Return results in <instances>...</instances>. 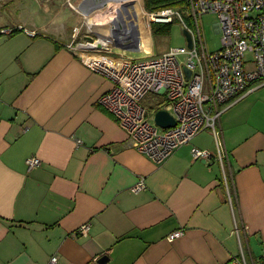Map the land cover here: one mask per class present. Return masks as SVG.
<instances>
[{"label": "crops", "instance_id": "1", "mask_svg": "<svg viewBox=\"0 0 264 264\" xmlns=\"http://www.w3.org/2000/svg\"><path fill=\"white\" fill-rule=\"evenodd\" d=\"M34 1L27 18L0 23L35 33L0 32V264H264V84L222 113L219 146L202 131L156 165L98 104L112 82L93 66L135 51L73 48L106 44L98 17L126 5L141 58L155 55L143 0ZM29 157L40 165L28 169Z\"/></svg>", "mask_w": 264, "mask_h": 264}, {"label": "built area", "instance_id": "2", "mask_svg": "<svg viewBox=\"0 0 264 264\" xmlns=\"http://www.w3.org/2000/svg\"><path fill=\"white\" fill-rule=\"evenodd\" d=\"M183 3V7L146 12L145 17L152 24L178 21L191 36L190 49L185 45L169 48L160 56L127 57L117 67L104 61L93 66L94 72L112 82V88L98 99V104L125 131L129 146L156 165L163 164L202 131H211L219 146L218 124L222 113L255 87L264 84V0H183ZM181 9L186 10L191 27L181 17ZM207 14L217 18L215 31L220 35V44L216 51L207 49L202 35L200 19ZM129 15L134 24L133 9ZM14 31L35 35L21 27L5 28L0 32L9 34ZM74 32L79 34L78 29ZM126 32L129 34L131 31L127 29ZM95 41L75 43L73 48L96 54L112 49L111 39L109 45L99 43V49ZM131 42L127 40L125 43ZM140 46L138 39V49ZM149 95L159 98L153 106L146 105ZM158 111H166L175 125L165 129L156 125L154 115ZM191 156L194 160H208L211 154L192 149ZM25 163L28 169L40 165L35 157L27 158ZM143 189L142 180L132 187L135 193ZM88 230L89 224L86 223L79 227L78 232L85 234ZM240 230L236 229V233ZM182 235L183 230L179 229L169 237L176 239ZM262 260L264 262V252ZM55 263L56 258L49 262ZM232 264L246 263L242 258L233 259Z\"/></svg>", "mask_w": 264, "mask_h": 264}, {"label": "rangeland", "instance_id": "3", "mask_svg": "<svg viewBox=\"0 0 264 264\" xmlns=\"http://www.w3.org/2000/svg\"><path fill=\"white\" fill-rule=\"evenodd\" d=\"M5 1V0H4ZM62 0H56L59 2ZM2 2H0L1 6ZM20 4V7H17ZM17 5V6H15ZM19 8V9H16ZM37 8V4L34 0H7L4 2V6L0 9V23H5L7 18L9 21L17 22L27 18V11L29 10L31 13ZM8 10H10L8 12ZM180 12L181 17L187 22H190L188 25L191 27V21L187 17V12L185 9H181ZM64 14H67L69 10L66 8L63 10ZM7 13V15H5ZM201 27H202V35L203 39L206 43L207 49L209 51H216L219 48L220 44V35L215 31V24L217 22V18L213 14H207L202 16L200 19ZM152 43L149 45L151 52H153L156 56H160L163 53L167 52L169 48H179L185 47V37L182 33L181 24L178 21L169 25L168 33L165 35H152ZM147 50V48H145ZM141 51L129 52L125 54L132 59L141 58ZM249 57V55H247ZM159 98L155 95H149L148 100L146 101L147 106H153L154 101ZM152 122V120H150Z\"/></svg>", "mask_w": 264, "mask_h": 264}, {"label": "water", "instance_id": "4", "mask_svg": "<svg viewBox=\"0 0 264 264\" xmlns=\"http://www.w3.org/2000/svg\"><path fill=\"white\" fill-rule=\"evenodd\" d=\"M121 6L120 8L117 9V7L109 5L106 15L105 16L101 15L100 18L101 20L102 18L104 19L103 21L106 22L105 25L108 24V27H107L108 29L106 30V32H109V36H110L109 39H111L112 48L119 46V44H122L126 42L127 40H131L132 42L128 44V47L132 48L134 51H137L138 50V47H137L138 39H137L136 33H134L135 26L133 22H131L130 20L129 11L127 13L126 5H121ZM103 7L104 6L98 7L97 9H94L93 11L98 10L99 12H101V10H103ZM125 20H128L129 23L126 24ZM127 29L128 31H132V32L127 34L126 32ZM182 33L185 37L186 47L190 49L192 47L191 36L184 28H182ZM87 42L93 43L94 39H92L91 37H88ZM99 48H100V44L97 43V49ZM186 74L189 75V72L186 71ZM154 122L156 125H158L159 127L163 129L171 128L175 125L173 118L166 111H158L154 115ZM106 260L107 259H105V256H102L101 259L98 260V263L103 264L104 262H106Z\"/></svg>", "mask_w": 264, "mask_h": 264}, {"label": "trees", "instance_id": "5", "mask_svg": "<svg viewBox=\"0 0 264 264\" xmlns=\"http://www.w3.org/2000/svg\"><path fill=\"white\" fill-rule=\"evenodd\" d=\"M144 8L147 11L158 10L162 8L183 7V0H143ZM190 22H188L189 24ZM170 24H152V35H165L168 33Z\"/></svg>", "mask_w": 264, "mask_h": 264}, {"label": "bare ground", "instance_id": "6", "mask_svg": "<svg viewBox=\"0 0 264 264\" xmlns=\"http://www.w3.org/2000/svg\"><path fill=\"white\" fill-rule=\"evenodd\" d=\"M122 7V6H121ZM99 18V20H100V22H102L103 23V25H104V27H103V34L105 33V31L108 29L107 27H108V24H106L105 25V21H103L104 19L102 18V20H101V18L100 17H98ZM103 37H101L102 38V40L103 41H105L106 42V44L105 43H102V42H100V41H98V39H97V42L96 43H100L101 45H109L110 44V39L107 37V36H105V34L104 35H102Z\"/></svg>", "mask_w": 264, "mask_h": 264}]
</instances>
